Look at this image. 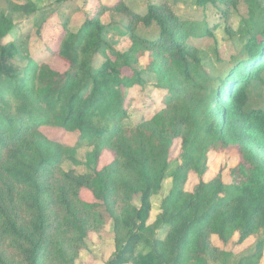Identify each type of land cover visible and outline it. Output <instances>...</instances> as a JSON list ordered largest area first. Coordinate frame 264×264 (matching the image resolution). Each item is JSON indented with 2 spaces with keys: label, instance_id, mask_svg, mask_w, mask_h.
<instances>
[{
  "label": "trees",
  "instance_id": "obj_1",
  "mask_svg": "<svg viewBox=\"0 0 264 264\" xmlns=\"http://www.w3.org/2000/svg\"><path fill=\"white\" fill-rule=\"evenodd\" d=\"M7 1L11 13L37 25L41 46L16 58V24L0 10V233L10 238L19 257L13 263L0 252V264H43L48 250L57 264H74L64 241L48 235L45 195L51 186L46 179L55 173L63 181L54 187L60 225L73 243H83L92 228L112 222L116 248L105 264H208L220 254L211 235L224 242L237 233L241 243L264 231V110L247 109V87L264 70L262 0H244L245 41L228 61L214 47V26L182 18L164 3H149L140 13L124 0H83L90 10L96 4L130 22L105 24L90 16L74 31L59 19L48 20L31 0ZM137 24L155 25L156 35H140ZM109 31L129 39L128 49L114 48ZM211 40L221 67L216 75L202 58ZM134 90L145 99L140 102L144 114L135 123L129 118ZM45 128L75 140L49 136ZM177 140L179 153L171 159ZM82 147L89 149L88 171L64 169L65 162L82 163L76 156ZM226 149H236L242 161L228 185L220 174L208 177L207 163L209 152ZM103 152L114 157L98 167ZM173 164L171 190L148 225L150 197ZM188 169L199 181L185 192L181 186ZM112 181L122 192L117 207ZM81 189L90 190L93 200L82 199ZM136 192L137 206L130 202ZM162 227L167 228L163 238L145 234ZM141 240L148 241L146 251L137 250Z\"/></svg>",
  "mask_w": 264,
  "mask_h": 264
},
{
  "label": "rangeland",
  "instance_id": "obj_2",
  "mask_svg": "<svg viewBox=\"0 0 264 264\" xmlns=\"http://www.w3.org/2000/svg\"><path fill=\"white\" fill-rule=\"evenodd\" d=\"M34 5L39 8L45 16H49V19H59L61 22H65L70 29L76 31L87 17L97 16L102 23L118 22L122 21L123 24H129L130 18L126 15L115 14L111 11H103L98 5H94V9L91 11L83 5V0H67L63 2H57V0H31ZM264 3V0H262ZM125 4L134 11L140 13L146 12L147 5L149 3L160 4L164 3L171 7V9L182 18L194 19V20H206L213 27V34L216 38V44L220 59L228 61L233 56L240 52L245 36L242 34L243 18L247 15V5L244 0L236 1L235 3H224L223 0H208L206 3H197V0H124ZM7 0H0V10L5 11L12 16L13 21L16 24L15 29L12 32V38L17 45L19 52L16 58H25L26 53H37L41 44L37 39L36 28L32 20H27L25 15L20 13H11ZM29 21V22H28ZM136 32L140 35L153 37L157 33V27L152 25L150 27L137 24ZM108 40L113 44L114 48L118 50H126L130 45L129 39L125 36H120L113 31H109L107 34ZM212 44L205 47L202 58L204 63L209 66L208 68L214 75L220 72V65L216 62V51L212 48ZM210 47V48H209ZM24 60V59H22ZM54 65L63 69V65L55 61ZM151 94L158 93L156 89H151ZM136 95V101L134 107L129 111V118L132 122H138L142 118L144 112L140 108V102L145 99L139 96L138 90L133 91ZM248 103L247 109L261 108L264 110V70L260 73L259 78L249 84L247 87ZM44 132L49 136H54L63 141L73 142L74 137L70 135L61 134L56 130L45 128ZM71 138V139H70ZM179 142H175V146L170 153V158L174 159L179 153ZM88 148L82 147L77 150V158L82 162L79 165H73L70 162H65L62 166L64 169L72 168L77 174H84L88 171L85 164L86 153ZM264 159V152L261 153ZM113 154L110 152H103L99 156L98 167H103L111 163L113 160ZM241 157L236 149H226L219 152H209L208 154V177L220 174L222 181L225 184L232 183L231 171L241 162ZM169 171L163 178L160 189L157 193H154L150 197L151 211L147 224H152L158 213H160V204L162 199L169 193L173 185L172 172L174 171L175 164L170 166ZM123 175L118 173L116 177H122ZM115 177V180H117ZM132 178H129V184H131ZM199 181L198 174L188 169L186 171L185 179L182 182V189L185 192H190L194 189ZM46 182L51 186V189L46 192L48 199V235L51 240L60 238L64 241L66 250L74 258V264H105L112 253L115 250V231L112 222L104 226H96L89 232L87 238L83 243L75 244L71 240V235L61 225L60 220L62 217V210L57 206L54 196V187L58 183H62V178L57 174H53L47 177ZM112 200L114 207L120 201L122 192L117 187V181H112ZM80 197L86 201H92L93 196L90 190L81 189ZM140 194L138 192L131 195L130 202L137 206L139 205ZM167 232L166 227H162L158 231H147L145 234L148 238L156 233L157 236L163 238ZM124 236V231L118 232V238ZM119 238V239H120ZM239 235L233 234L226 241H220L216 236L211 235L210 241L212 245L218 247L220 254L216 259L208 258V264H243L246 259L251 261V264H264V231L260 229L254 234L250 235L241 243L238 242ZM10 238L0 233V252L2 255L12 261L13 263H19V257L17 252L10 246ZM148 249V241L141 240L137 250ZM43 264H57L52 258L50 251H46L43 259Z\"/></svg>",
  "mask_w": 264,
  "mask_h": 264
}]
</instances>
